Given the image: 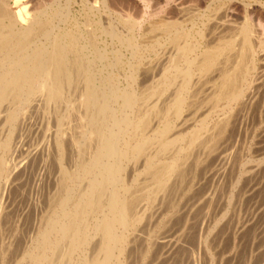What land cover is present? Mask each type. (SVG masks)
Instances as JSON below:
<instances>
[{
    "label": "bare ground",
    "instance_id": "obj_1",
    "mask_svg": "<svg viewBox=\"0 0 264 264\" xmlns=\"http://www.w3.org/2000/svg\"><path fill=\"white\" fill-rule=\"evenodd\" d=\"M60 1L43 6L44 0H35L34 5L33 0H0V180L5 182L0 187V256L6 257L12 247L10 241L7 247L2 243L4 230L26 226L22 211L12 217L15 200L24 201L35 186L45 183L54 147L59 169L53 178L55 190L16 264H203L204 250L207 264H215L209 238L228 218V211L223 208L227 214L218 212V220L203 231L218 188L229 179L239 154V144L226 134L234 117L254 107L264 94V54L258 55L264 45L253 40L256 24L250 19L239 29H226L232 34L226 33L223 23L220 31L207 24L193 33L164 18L141 25L130 12L117 13L114 24L89 19L85 28L72 15L73 0L64 5ZM102 4L110 10L108 0ZM224 32L229 36L218 35ZM103 35L118 42L114 49L101 47ZM165 44L174 46L175 54L153 82L156 63L148 59L143 66V58ZM213 71L218 78L204 101L211 110L197 120L200 124L186 127L189 120L183 121V113L199 95L196 89L204 87L196 88L199 78ZM148 79L153 83L149 85ZM212 111L222 117L209 123ZM34 121H57L53 146L43 134V141L36 138L42 127ZM151 121L158 124L153 127ZM51 126L47 124V129ZM241 162L230 194L240 185L239 194L249 197L264 182L260 175L264 156L252 169ZM201 180L218 184L217 188L203 191ZM248 210L237 213L235 238L236 233L245 237L248 233L249 225L242 220L253 223ZM217 243L213 242L215 248L222 242ZM225 258L220 264H226Z\"/></svg>",
    "mask_w": 264,
    "mask_h": 264
},
{
    "label": "rangeland",
    "instance_id": "obj_2",
    "mask_svg": "<svg viewBox=\"0 0 264 264\" xmlns=\"http://www.w3.org/2000/svg\"><path fill=\"white\" fill-rule=\"evenodd\" d=\"M51 1L52 0H44L43 6L45 4L51 3ZM108 1H109L110 10H107V9L103 8L102 0H73L72 3H71V10H72V13H73L72 15H73V17L76 16V19L79 21V24L81 26H85V28H87L85 24H86V22L89 19H91V21H93V22H97V21H99L101 19L103 24H106V23L109 24V23H112L114 21L113 22V24H114V23H116V21H118V19L116 17L117 13L129 14L131 12L130 15H134L133 17H136L137 20L140 23L142 22L141 25L149 24L151 21L153 22L154 20H157V19H160V18H164L166 20L174 21L177 24H179L180 30H184L186 32L193 31V33L197 32L200 29H203L204 27H206L207 24H208V27L211 24L210 28L218 29L220 31V29L222 28L221 27L222 23L225 25V27L223 29H225V30L228 29L231 32L232 30H234L232 28H234V27L237 28L238 27V29H239L241 27V25L245 24V21L247 22V21H250V19H251V21H253L254 24H256V26L253 25V26H255L254 31H253V37H254L253 40H255L254 42H258L262 47L264 45V0H108ZM34 3H35V0H33V5H34ZM60 3H62V5H64L65 4V0H61ZM11 6L12 7L14 6L13 1L11 2ZM54 7L56 9H59L60 8L59 3L56 2L54 4ZM140 18H141V20H140ZM246 18L249 19V20H247ZM215 22H216V24H215ZM120 23H121L122 30H124L125 34H127L128 31L125 30L127 28L126 25L123 22H121V21H120ZM108 24H106V25H108ZM259 24L261 26H259ZM230 32H227V30H226V33L229 34ZM232 33H230V34H232ZM131 34L134 35V33H132V32H131ZM219 34H220V36H221V34L229 36L228 34H225V32L224 33H218V35ZM149 36L151 38L153 35L150 34ZM100 42L102 43L101 47H105V48H108L110 50L114 49V46H116L118 44L117 41H114L111 37H108V36H105V35H103L100 38ZM113 42H115V44ZM130 53H128V55L126 56V60L129 61V62H130V59H131V54ZM174 54H175V48L171 44L170 45L169 44H165V46L161 45V46H159L157 48V50L149 53L148 55H147V53L145 54V56L143 58V66H144V63H146L148 59L150 60V62H153V63L155 62L156 63V71H155V75H154V78H153L154 79L153 82L159 80L162 77L163 72H164V70H162V69H164L167 66V64H169V59ZM262 54H264V49H261V51L259 50V52H258L259 56H261ZM157 57L158 58L162 57L161 60H160L161 63L157 62L158 61ZM166 62H168V63H166ZM164 64H165V66L163 67L162 65H164ZM159 67H160V69H159ZM158 69H159L160 72L158 71ZM129 70H130L129 67L125 66L123 72L127 73V72H129ZM259 70H260V68H259ZM262 70H264V69L262 68ZM216 72L215 73H214V71L211 72L210 74H208L209 76L205 75V78H204V76H202L201 80L199 78V82H198L196 88L199 86V84L201 86H204V87H200V88L198 87L199 89H196V91H197L196 95L199 94V95H197L198 97L195 96L196 100L198 102H196V100L194 98L192 100V104L183 113L185 115V117H183L185 119L182 118L183 121H185L186 119H187V121L189 120L188 122L186 121L187 122L186 124L188 125L186 127H191V126H193L195 124L198 125V123H199L198 121H200L201 118H202L201 119V121H202L203 119H205L204 117H206L209 114V112L211 110V106L205 104V102H206L205 99L207 100L208 99L207 96L209 97L210 96L209 94H212L211 91L214 88L213 83H214V81L217 80L218 74H219L218 72L217 73ZM116 74L120 75L119 71H116ZM147 81H148L147 83H149V85L153 83L151 79L150 80L148 79ZM200 81L204 82L205 84L202 83L203 84L202 85L200 83ZM209 85H211V86H209ZM162 99L161 100L163 102L164 101V97ZM259 99H261V100L263 99L262 100L263 103L262 102L260 103V101H261L260 100V101H257L253 105L255 108L251 107V109H250V108L246 107V110L244 111L245 113L242 110H241L242 112H240L239 111L240 106H238L236 111L240 112V117L239 116H235L234 117L235 121H231V125H233V126H230L229 130L227 131V133H228V134H226L227 138H231V139H229V141H234L235 143L239 144V148H238V151H237L239 154L236 157L237 160H236L235 166H239V164L237 162H240V164H241L242 163L241 161L244 160L245 164L247 162L246 168H249V169L251 168L252 169V167L256 163L254 161L258 160V158L262 157V155L264 156V94L261 95L259 97ZM161 100H160V103H161ZM200 104H201V106H200ZM257 104H259V105H257ZM262 104H263V106H261ZM192 106H195V108L192 107ZM194 109H197L196 113H195ZM239 112H237V113H239ZM220 113L221 112H213L211 118L210 119L207 118L206 121H209V123L210 122L212 123L213 121H216L218 119V116H219V118L222 117V115H220ZM196 114H198V115L196 116ZM241 114H243V115H241ZM191 115H192L193 118L191 117ZM182 119H180V121ZM194 120H196V121L194 122ZM178 121H174V123L177 125L178 123H176V122H178ZM240 121H244V122H240ZM34 122L35 123H39V125L41 124L40 127H42L41 129H43V131L40 129L38 134L36 133L37 137L34 136V135H32V137L34 136L37 139H39L40 141H43L44 137H46L47 139H50V142H52L51 143V145H52L53 144V141H52L53 137H54V135H55V133L57 131L56 129L59 130V128H58L59 124L57 123V121L56 122L54 121L53 123H52V121H50V123H47L48 121H38V122L34 121ZM47 124H50V125L53 124L54 126L48 127V129H47ZM63 124L65 125L64 126V129H65V127L68 126V125L66 124V122L63 123ZM151 124H152L153 127H155L158 123H157V121H153ZM234 125H236V126H234ZM177 126H178L177 128H179V124ZM247 129H249V130H247ZM47 130H49V131H47ZM52 133H54L53 136H52ZM236 133L237 134L239 133V134L237 135ZM39 134H41V135H39ZM42 134H43L44 137L42 136ZM238 136H239L240 139L238 138ZM244 138L245 139L247 138V139L245 140ZM244 142H246V147H245V145L243 146V144H245ZM242 147L244 148V151L246 149L247 150L245 152H242L243 151V149H241ZM240 150H242V151H240ZM54 151H55V148L51 147V152H50V156H49L50 161L49 162H51V163L53 162L54 164L53 163L52 164L54 166L50 163L49 168L47 169L48 171L46 172V176H45L46 177L45 178L46 179L45 180L46 184L43 183V184H41L40 187L35 186L33 188V190L30 191L31 193L33 192L32 194H30L28 192L29 190H27L26 193H29V195H25L24 201H22L21 199H19L17 201L15 200V204H14L13 208L11 209V210L15 209L14 210L15 212L12 211L14 213L11 212V214L13 215L12 217H15V214L17 215L18 212L20 213L22 211L23 214L22 213H20V214L23 217L26 214L25 217H24V220L27 219L26 220L27 222H26V226H24V225L22 226L23 228L16 229V230L14 229L15 231L14 230L13 231H14L15 234H13V231H10L9 229L7 231H6V229L4 230V232H3L4 236L2 235V237H3L2 238V240H3L2 243L7 247V243L10 241V242H12V247L9 249V250H11V252L9 251V252H7L5 254V255H7L6 257H4L2 259V256H0V264H16L17 263V261L19 260V258L21 257V255L23 253V250H24V247L26 245V242L28 241L29 235L33 233L31 231H35L36 226L39 223L38 221H40L41 216H43V214H44V212H45V210H46V208H47V206H48V204L50 202V198L52 197V194L54 193V190H55V187H54L55 183L54 182H55L56 179H53V178L56 177V175L58 174V171H59L58 165H57V163H55L56 162L55 160H57V155H55L56 151L55 152ZM241 153H243V154L241 155ZM249 154H251V155H249ZM52 155H54V156H52ZM240 155L243 156V157H241ZM55 156H56V159H53V158H55ZM238 158H239V160H238ZM242 165L243 164H241V166L236 167V168L234 166V168L232 169V173L230 174L229 179H227L225 184L221 183V186L218 188V192L219 191L220 192L217 194L219 197H218V199H217V201L215 203L216 205L215 204L213 205L214 207H213V210L211 211L212 213H211L210 218L208 220L209 222L208 221L206 222V224L210 223L213 226L214 223L218 220V218L222 214L225 215V213L228 211L227 212L228 214L226 213L227 214L226 218L227 217L228 218L224 219V221H222V223L220 224L221 226L218 228L220 230L219 231H218V229L215 230V232L213 234H211V236L209 238V241H211L210 243H212V248H214V250H215L214 251L215 252V260H216L215 264H220V261L222 260L223 256L226 257L224 259V262H226V264H232L235 261L236 262L234 264H241L242 261H243L242 264H264V256H263L264 255V230H263L264 229V216H263V214H264V207H263V205H264V182H263V184H262V186L260 188H257V190L255 191V194L247 193V194H252L249 197H244L243 193H242V195L239 194L240 185L237 186V188L235 190H233V192L230 194V191H231V185L230 184L232 183V180H235L234 176H236V177L238 176V173L240 172V169H241ZM234 169L235 170L237 169V170L235 171ZM55 170H57V171H55ZM234 171L236 172V174H235ZM263 172H264V168L262 170V173L260 174L264 178V173ZM228 181H230V182H228ZM2 182L5 184L4 179L0 180V187L3 188L4 184ZM209 183L206 180H204V181L201 180L200 189H202L203 191H208L211 188H213L212 190H215V187L218 184L212 185L211 183L210 184ZM241 184L245 185L247 183L246 182L244 183V181H242ZM2 188H0V191H1L0 193L1 194H2V190H1ZM37 189H38L39 192L37 191ZM34 190H35V192H34ZM234 193H235V196L233 197ZM1 194H0V196H1ZM31 195H33V199H32ZM221 195H223V196H221ZM259 195H261L262 197H260ZM27 196H30L31 198L27 197ZM232 197L234 198V200L231 202V205L229 206V202L227 203V201H230L232 199ZM36 198H37V200H36ZM237 198H239V199H237ZM243 198H244V200H243ZM245 198H247V200H245ZM257 198L259 200H257ZM16 199H18V198H16ZM219 199H221V200H219ZM255 199L257 200V202H256ZM222 201H223V203H222ZM252 201H254V202H252ZM16 202H17V204H16ZM34 202H36L37 204L36 203L33 204ZM24 203H25V205H24ZM26 203L29 206L30 205L31 206L27 207L28 205ZM218 203H219V205H218ZM224 203L226 204V207H225ZM15 205H17V207H15ZM25 206H26V208H25ZM249 206H250V208L248 210L247 207H249ZM23 207H24L25 211H23L24 210ZM215 207H216L217 211L215 210ZM28 208H30V209L28 210ZM220 208H221L222 212H220ZM223 208H224V210H226V212H224L222 210ZM240 208H241V210H240ZM244 209L248 210V212L250 211L249 212L250 214L253 211L252 212L253 213L252 214L253 218L250 216L249 213H248L249 216L247 215V217L252 219V221H250V223L251 222H253V223L249 224L246 221L242 220V222L244 224H247V226L251 225V227H250V231H248L249 226H248V229H246L245 233L248 232L246 234V237H245L244 233H241V232L236 233V238L238 240L237 241L234 236H235V232H236L235 228H236V225L238 224V221H237V218L239 217V215H238L239 213L238 212L243 211ZM26 210H28V212ZM43 210H44V212H43ZM16 211H18V212H16ZM261 212H262V214H261ZM31 215L34 216V217H32ZM217 215H219V216H217ZM244 215H245V213H244ZM258 216H260V217H258ZM229 217L230 218L232 217V218L230 219ZM257 217L259 219H256ZM261 217H262V219H261ZM211 219L213 221H211ZM260 222H261V224H260ZM33 223H35V224H33ZM234 223H235V225H234ZM222 224H224L225 226L224 225L222 226ZM209 225H207L206 228L204 226L203 234H205V231H206L207 228L211 227V225L210 226ZM240 225H242V223ZM257 225H258V227H257ZM227 226H228V228L226 229ZM255 229H256V232H255ZM26 230H27V232H26ZM229 231H231V232H229ZM17 233H19V234H17ZM218 233H219L220 236L224 235V236H221V238L223 237V239L219 238L220 236L218 235ZM227 233H228V236H227ZM146 234L147 233H144V236H146ZM256 234H257V236H256ZM215 236H217V237L215 238ZM231 239L233 240L232 242H231ZM17 240H18V242H16ZM6 241H8V242H6ZM217 241H219V243L222 242L221 245L219 246V248H217V247L215 248V245L218 244ZM213 242H214L215 245L213 244ZM228 242H230V243H228ZM22 243H23V246H22ZM240 244H242V245H240ZM224 246L227 249H225ZM235 246H237L238 248L235 247ZM15 247H17V248H15ZM19 247H20V249H19ZM228 248H230L229 249L230 251L228 250ZM222 249H223V251H222ZM236 252H239V253H236ZM203 253L205 254V257H204V254H202L203 258H204V260L203 259L202 260L204 262L206 261L205 264H207L208 261L210 262V260H208L209 256L205 253V250L203 251ZM219 253L221 254V256H220ZM227 256H229V258ZM239 257H240V261H239ZM245 258L247 259V262H246ZM217 259H218V261H217ZM244 260H245V262H244ZM232 261H234V262H232ZM204 262H203V264H204ZM227 262H229V263H227Z\"/></svg>",
    "mask_w": 264,
    "mask_h": 264
}]
</instances>
